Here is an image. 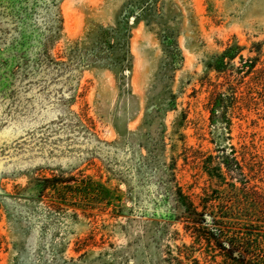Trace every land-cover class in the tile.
<instances>
[{
    "label": "rangeland",
    "instance_id": "1",
    "mask_svg": "<svg viewBox=\"0 0 264 264\" xmlns=\"http://www.w3.org/2000/svg\"><path fill=\"white\" fill-rule=\"evenodd\" d=\"M235 38L264 68V0H0V264H169L232 148L264 188V82L209 105Z\"/></svg>",
    "mask_w": 264,
    "mask_h": 264
},
{
    "label": "trees",
    "instance_id": "2",
    "mask_svg": "<svg viewBox=\"0 0 264 264\" xmlns=\"http://www.w3.org/2000/svg\"><path fill=\"white\" fill-rule=\"evenodd\" d=\"M237 41L235 38L211 65L223 78L213 84L209 104L212 115L234 108L227 104V92L232 91L233 98L238 100L237 87L249 74H257L253 77L255 83L264 82V68L255 70L260 50L257 58L247 61ZM238 56L239 66L234 63ZM213 158H205L204 167L217 182L216 189H204L198 202L179 189L182 215L178 221L190 241L175 247L169 264H264V188L251 182L234 148L215 165Z\"/></svg>",
    "mask_w": 264,
    "mask_h": 264
}]
</instances>
